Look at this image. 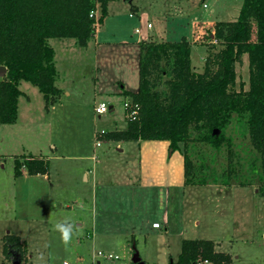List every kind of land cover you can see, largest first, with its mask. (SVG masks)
Instances as JSON below:
<instances>
[{
    "label": "trees",
    "instance_id": "obj_1",
    "mask_svg": "<svg viewBox=\"0 0 264 264\" xmlns=\"http://www.w3.org/2000/svg\"><path fill=\"white\" fill-rule=\"evenodd\" d=\"M110 1L0 0V65L7 67L6 76L0 78V124L16 120L22 80L39 87L48 108L60 99L62 92L55 84L56 52L50 39L72 37L86 46L96 27L107 17ZM98 7L99 15L91 16ZM239 12L235 20L215 23V31L209 36L219 43V49L207 56L199 72L191 64L192 48L186 36L178 41L142 42L139 90L124 94L141 104L139 117L127 119L124 129L97 132L96 137L113 141L168 139L172 151L181 150L180 144L184 142L181 152L186 183L202 185L212 181H196L187 144L193 140V134H198L216 148L223 145L229 138L221 130L231 124L236 114L260 155L261 170L253 167L261 175L259 190L264 196V0H244ZM245 54L249 64L248 88L245 81H237V63ZM163 86L162 92L159 88ZM216 130L220 131L215 133ZM21 157L15 161L16 175L22 174L23 167L28 173L47 174L49 162L41 156L29 153ZM10 236L5 241L6 252L11 256L18 251L21 260L23 242L17 235ZM206 261L231 264L232 255L218 251L212 239L186 238L178 259L170 264Z\"/></svg>",
    "mask_w": 264,
    "mask_h": 264
},
{
    "label": "rangeland",
    "instance_id": "obj_2",
    "mask_svg": "<svg viewBox=\"0 0 264 264\" xmlns=\"http://www.w3.org/2000/svg\"><path fill=\"white\" fill-rule=\"evenodd\" d=\"M131 1L132 0L125 1V4L128 5L127 7L124 8L123 5H121L117 9L115 8L113 13L109 15L110 17H108L104 23L107 32L115 33L118 38L123 37L131 39L137 38L139 35L146 37V35L151 32V38L146 39V41H160L164 39L163 36H165L167 40L178 41L181 40L183 36H186L192 48L191 64L198 72L203 70L204 61L207 56L219 49V43L209 36L210 33H214L215 31V23L220 20H235L244 2V0ZM204 3L207 5L204 6ZM135 5L139 7L141 17L138 15H136V18L129 16V12L132 11ZM99 13L100 8L98 7V14ZM148 23H151L153 27H149ZM137 27L140 32H135V28ZM160 36L163 38L161 39ZM212 44L216 46L211 49L209 46ZM101 51V56L103 60H105L104 62L107 63L105 66L107 72L106 74H102L101 80V85H103L104 89L110 88V92L112 88L111 82L113 80H109L111 76L108 74V69H110V73L112 74L122 75L129 88L139 87L140 67L136 55L138 50L136 49L135 43H131L129 46L121 43L116 45H105ZM105 57L108 59H105ZM237 64V81H245V87L248 88L249 64L247 55L245 54L243 60ZM83 82L88 83L87 79L81 76L77 84ZM30 85L34 87L33 84ZM159 90L163 92L165 87L163 86L159 88ZM104 91L105 90L98 94L99 97H96V99H104L106 103L108 101L112 102L115 104V109L111 111L109 106V110L98 118V127H105L106 130L114 127L121 129L125 126L124 122L127 120L124 110V101L132 96L125 95L124 97H118L117 95H113V97H111V95L106 94ZM84 97H88V95ZM33 104V114L35 118H39L40 103L38 100H35ZM113 117L115 120L112 119ZM36 125L39 127L38 132H29L28 140L39 144L43 148L42 152L46 153L48 151L45 150V148L49 143V130L47 124L39 121ZM78 127L71 125L69 129L64 130L62 134L64 139H69V141L73 142L78 140V135L85 136L87 127L80 125ZM219 131L220 130H218V132ZM221 131L225 133V137L229 138V141H225L223 145L218 148L200 139L198 134H193V140L188 142L186 151L189 152V157L193 160V166L197 174L196 181H202L204 179L219 183L230 181L231 183L228 185H240V182H251L257 188L262 186L261 175L259 172L255 171L253 167L256 166L261 170L260 155L251 145L249 133H247L243 120L239 119L236 114H234L231 124ZM62 138L59 137V141ZM109 145L110 144L106 143L98 147L99 150H102L104 147L107 149ZM180 145L181 150H184V142ZM110 146L112 147L110 153H113L114 146ZM19 150L20 148L17 149L13 147V145L10 146L6 142L0 140V156L7 158L8 155L19 153ZM16 156L18 158L23 156V154ZM103 156L104 155H101L104 173L108 172L110 174L111 171L114 175H110V178L114 182L122 180L125 177V173H120L119 171H124L122 168L123 165H120L116 157L112 154L108 157L105 156L106 159ZM21 160H23L22 157ZM4 161L6 169L0 168V174L2 175L0 183L3 185L1 191L5 188L8 193L3 191L4 195H0V203L1 200L5 201V199L9 203L6 205L0 204V210L2 209L1 207L4 206L7 216H11L12 225H16L20 233L24 231L25 234L27 233L25 238H28L34 264H65L66 261L69 264H93L92 256L100 248L110 249L117 254L119 258L114 261L113 264H134L133 240L128 239V236H130L128 233L130 231H135L136 233L135 239L137 244L135 248L146 261V264H170L171 255L175 259L178 258L183 238H214L215 235L225 238L223 241V249L241 254L237 260H233L232 264H264V245L259 244L264 241V236L262 235L264 232V196L261 195L260 190V194L257 196H248L247 200H245L246 204L239 203L234 209L232 207L228 212V226H222L220 229L218 225L222 224V220H217V223L213 220L212 211L211 213L208 212L210 208L209 203L202 204L199 202L201 210L203 209L202 223L201 225L195 224L193 220L195 206L190 200H187V202L185 201V210L181 207V210H176L174 212L170 211V229L168 231L165 230L164 225L161 228L152 226L153 220L158 221L159 215H156L149 219L151 221L149 224L144 225L143 229L137 227L136 230H130V228L124 224L121 225L122 227L120 225L115 227L116 224L114 223H104V228L109 227L107 230L108 232H102L101 229H98L97 234H95L94 237H90L87 234V229L92 225L91 220L94 218L93 213L95 211L93 212V210H89L85 206L81 208L76 206L68 212L65 211L64 216L72 220L76 218L77 222L79 221V217H81L80 222L83 221L84 224L78 227L74 224L72 228V238L66 245L60 239L59 233L54 229V225L58 222H52L53 218L50 220L49 224L51 225L48 230L45 224L40 225L39 228L37 227V232L35 230L36 227L33 228L25 225L22 212H24L25 217H27L28 215L25 213L30 211L29 206L24 205L22 200L18 202L20 197L16 192L12 191L13 160H8L7 158V162L6 160ZM77 169L78 165H75L72 160L56 161L55 159H51L48 171H50L52 180L58 182V193L54 196V199L55 197L59 198L61 194L67 192V190H65L66 187H68V189L70 187L74 188V177L77 178L75 182V187H77V182L80 178V172ZM37 180L40 181L39 178H37ZM47 183L48 180L46 178L45 180L43 179V184H41L44 185ZM113 185V187H116L117 183H113ZM122 185L123 184L117 185L119 188L113 190L112 197L114 194H117L116 192L121 194ZM78 186L79 188L76 189H79L78 191L80 195H82L83 190L85 191L86 184L81 183ZM41 190H43V186ZM236 190L241 189H232L233 192ZM31 202L33 206V199ZM57 204L59 206L61 201L58 200ZM99 208L100 206L98 210ZM15 211H21L18 220L14 218ZM58 212L62 215L59 208ZM180 214H183V217ZM58 219L61 221L63 218L60 216ZM98 223H100V220ZM232 239L234 241H232ZM28 251L27 249V251L23 253L20 264H31L32 261L28 257ZM12 258L14 259V257ZM9 259L10 261L6 264H12L11 257ZM204 264L211 263L206 261Z\"/></svg>",
    "mask_w": 264,
    "mask_h": 264
},
{
    "label": "crops",
    "instance_id": "obj_3",
    "mask_svg": "<svg viewBox=\"0 0 264 264\" xmlns=\"http://www.w3.org/2000/svg\"><path fill=\"white\" fill-rule=\"evenodd\" d=\"M125 1L127 0H111L109 2L107 17L103 23H100L96 27L94 36L89 40L86 46L80 45L78 41L72 37L51 38L50 44L56 52L55 64L56 69H58V76L55 84L62 92L60 99L48 108L45 104L44 95L39 87L29 80H22L19 83V87L23 93L18 97L17 118L10 124L0 125V140L6 142L10 146L13 145V147L17 149L20 148L18 151L19 153H13L14 156L8 155L7 157L8 160H13L12 191L16 192L20 197L18 202L22 200L24 205L29 206L30 211L25 213L28 215L27 217H25L24 212H22L23 221H25V225L27 226L36 227V232L39 226L43 224L46 225L48 230L52 218V222L68 223L71 224L72 228L74 224H76L77 227L83 226V221L80 222L81 217H79V221L77 222L76 218L72 220L64 216L65 211L68 212L76 206L80 208L85 206L89 210L95 211L93 213L94 218L91 220L92 225L87 229V234L90 237H94L98 229H101L102 232H108L107 230L109 227L104 228V223H114L116 224L115 227L124 224L127 225L130 230H136L137 227L143 229V226L149 224L151 221L149 219L156 215H159L158 221L153 220L152 226L161 228L164 225L165 230L168 231L170 229V211L174 212L176 210H181V207L185 210V201L187 202V200H190L195 206V215L193 217L195 224L201 225L202 223L203 209L201 210L199 202L202 204L209 203L210 208L208 212L211 213L212 211L213 220H215L216 223L217 220H222V224L218 225L220 229L222 226H228V212L232 207L234 209L239 203L246 204L245 200H247L248 196L253 197L260 194L259 188L254 185H228L212 182L203 183L202 185L186 183L183 152H181V150H170L168 139H132L115 141L97 139V132L102 129L106 130L105 127L100 128L97 124L99 121L98 118H100L103 113H96V105L100 102H106L104 99L97 100L96 97H99L98 94L105 90L104 92L111 95V97H113V95L124 97L125 92L138 91L140 87L139 85L138 88H129L122 75L112 74L110 73V69H108V74L111 76L109 80H113L111 82L112 88L110 92V88L104 89L103 85H101V80L102 74H106L107 72L105 70L107 63L104 62L105 60H103L101 56L103 46L116 45L119 43L129 46V44L135 43L136 49L138 50L136 55L139 61L142 52L140 45L142 41L150 39L152 35V33L149 32L146 37L139 35L137 38L131 39L123 37L118 38L115 33L107 32V29L104 27L105 21L110 17L109 15L113 13L115 8L117 9L121 5H123L124 8L127 7L128 5L125 4ZM131 2H133V0ZM136 15L141 17L139 7L135 5L132 11L129 12V16L136 18ZM149 27H153V25ZM137 28H135V32H140V30L136 31ZM163 37V40L154 41H166L167 39L165 36ZM163 37L160 36L161 39ZM105 59L108 58L105 57ZM81 76H84L88 83L83 82L77 84ZM30 84H33L34 87ZM87 95L88 97H84ZM35 100H38L40 103L39 118H35L33 114V103ZM109 104L111 111H114L115 104L112 102H109ZM112 119L115 120L114 117ZM39 121L47 124L49 130V143L45 148L48 152L46 153L42 152L43 148L39 144L28 140L29 132H38L39 127L36 124ZM71 125L74 127H78L79 125L86 126L85 136L78 135V140L73 142L69 141V139H64L62 134L64 130L69 129ZM124 125L125 126L121 129L126 128L127 120L124 122ZM114 129L119 128H108V130ZM59 137L63 138L59 141ZM98 141H100V144ZM106 143L114 146L113 153H110L112 150L110 145L107 148L108 150L106 147L99 150V147ZM29 153L41 156L45 161L49 162V166L51 159H55L56 161L72 160L75 165H78L77 170L80 172V178L77 183L78 185L85 183V191L83 190L82 195H80L79 189H76L79 188V186L77 185V187H75L77 178L74 177V188L70 187L68 189V187H66L65 190H67V192L61 194L59 198L55 197L54 199V196L58 193V182L52 180L50 171H48L47 174L28 173L27 169L23 167L22 174L16 175L14 173L16 155ZM111 154L116 157L120 165H123L122 168L124 171L119 172H124L125 177L120 181L114 182L110 178V175H114L111 171L110 174L108 172L104 173L105 171H103L104 165H102L101 155H104L103 157L105 158V156L108 157ZM7 158L0 156L1 169H6L4 160L7 162ZM1 177L2 175L0 174V179ZM37 178H39L40 181L37 180ZM46 178L48 183L42 185L43 179L45 180ZM113 183H117V185L123 184V187H121V194L116 192L117 194H114L112 197L113 190L119 188L117 185L113 187ZM2 186L3 185L0 183V195H4V192H7L5 188L3 190L4 192L1 191L3 189ZM42 186L43 190H41ZM236 188H240L241 190L233 192L232 189ZM32 199L33 206L31 205ZM58 200L61 201L59 206L57 204ZM7 203L9 202L5 199V201L1 200L0 204L6 205ZM99 206L100 208L98 210ZM1 208L0 264L8 263L10 257L12 264L14 262L12 258H15L14 254L12 253V255L9 256L5 247V241L10 239V235H17L20 238V241L23 242V253L28 249V257L32 261L31 264H34L28 238H25L27 233L25 234V231L20 233L18 231L19 228L16 227V225H12L11 216H7L4 206ZM58 208L63 216L59 214ZM183 214L180 215L183 217ZM20 215L21 211H15L14 218L18 220ZM60 216L63 218L61 221L58 219ZM99 220L100 223H98ZM156 222H159L160 226H155L154 223ZM128 234L130 235L128 239L133 240L132 245L134 246V254L135 251H138L135 248L137 244L135 239L136 233L135 231H130ZM262 235L264 236V232ZM184 239L186 238H183V240ZM209 239L215 242L218 251L222 250L232 255V263L234 259L237 260L241 256L239 253L236 254L234 251L232 252L222 248L224 246V237L215 235L214 238L211 237ZM232 241L234 240L232 239ZM259 244L264 245V241ZM103 250L115 253L110 249ZM16 252L18 254V251ZM94 254L92 256L93 263L95 258ZM177 259L173 258L171 255L170 263ZM143 261L146 264L144 259Z\"/></svg>",
    "mask_w": 264,
    "mask_h": 264
},
{
    "label": "built area",
    "instance_id": "obj_4",
    "mask_svg": "<svg viewBox=\"0 0 264 264\" xmlns=\"http://www.w3.org/2000/svg\"><path fill=\"white\" fill-rule=\"evenodd\" d=\"M207 4L204 3V6H206ZM95 15L98 16V8H96L92 13L91 16ZM148 26H151V23L148 24ZM139 29L137 28L136 31H138ZM124 110L127 116V119H138L139 117V113H140V109H141V104L138 101H135L132 97L125 100L124 101ZM109 110V104L106 102H100L98 103V105H96L95 111L96 113H105ZM99 133H103L105 132L104 129L98 131ZM98 140H102L100 138L97 137ZM98 143L100 144V141H98ZM155 226H160L159 222L154 223ZM94 263L93 264H113L114 261L118 260V256L117 254L111 252V251H107V250H103L100 249L98 250L95 254H94ZM65 264H69L67 261L65 262Z\"/></svg>",
    "mask_w": 264,
    "mask_h": 264
},
{
    "label": "clouds",
    "instance_id": "obj_5",
    "mask_svg": "<svg viewBox=\"0 0 264 264\" xmlns=\"http://www.w3.org/2000/svg\"><path fill=\"white\" fill-rule=\"evenodd\" d=\"M55 231H57L60 235V239L63 241L64 244H68L72 238V226L68 223H57L54 225Z\"/></svg>",
    "mask_w": 264,
    "mask_h": 264
},
{
    "label": "water",
    "instance_id": "obj_6",
    "mask_svg": "<svg viewBox=\"0 0 264 264\" xmlns=\"http://www.w3.org/2000/svg\"><path fill=\"white\" fill-rule=\"evenodd\" d=\"M6 74H7V67L3 64L0 65V77L1 78L5 77ZM215 133H217V130L215 131ZM13 254L15 256L13 264H20L21 260L19 259V255L17 254V252L14 251ZM133 262L134 264H145L142 257L139 255L138 251H135V253L133 254Z\"/></svg>",
    "mask_w": 264,
    "mask_h": 264
}]
</instances>
